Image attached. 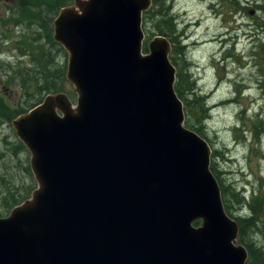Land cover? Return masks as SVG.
<instances>
[{
	"label": "water",
	"instance_id": "water-1",
	"mask_svg": "<svg viewBox=\"0 0 264 264\" xmlns=\"http://www.w3.org/2000/svg\"><path fill=\"white\" fill-rule=\"evenodd\" d=\"M151 2L59 9L76 104L48 93L12 121L37 187L0 217V264L246 263L210 146L183 125L171 44L155 35L142 51Z\"/></svg>",
	"mask_w": 264,
	"mask_h": 264
},
{
	"label": "rangeland",
	"instance_id": "rangeland-1",
	"mask_svg": "<svg viewBox=\"0 0 264 264\" xmlns=\"http://www.w3.org/2000/svg\"><path fill=\"white\" fill-rule=\"evenodd\" d=\"M46 1L0 0V217L12 209V196L20 200L37 186L30 152L12 124L19 114L12 117L11 112L26 107L25 88L34 97V82L42 83L60 62L67 63L36 17ZM160 4L171 17L172 30L165 36L179 45L180 52L171 48L169 53L180 73L185 124L200 129L219 178L239 193L231 197L228 192L231 214L242 218L252 207L260 211L249 237L264 250V0ZM156 18L142 26L145 37L154 31ZM51 37L54 41L53 29ZM65 73L62 90L75 103ZM24 82L31 85L24 87Z\"/></svg>",
	"mask_w": 264,
	"mask_h": 264
},
{
	"label": "trees",
	"instance_id": "trees-1",
	"mask_svg": "<svg viewBox=\"0 0 264 264\" xmlns=\"http://www.w3.org/2000/svg\"><path fill=\"white\" fill-rule=\"evenodd\" d=\"M68 0H48L47 2V6L44 9H40L38 11H36V17L39 19V21H41V28L44 29V32L46 34V38L48 39V42L52 43L53 45L58 47V51L63 55L64 58L67 57V53L66 51L63 49V47L52 40L51 37V32L53 29V19L55 18V16L57 15L59 9L63 6L66 5ZM157 1L159 2V4L157 3ZM164 2V0H163ZM156 6L155 7H149V9H147L146 11L143 12L142 14V20H143V25L144 23L146 24L148 21V18H156L154 23L152 24V28H153V32H148L147 33V39H150L155 32L157 34H162V35H166L165 32H169L172 30V25H171V17L169 16V12L167 8L162 7V5L160 4V0H153V2ZM156 9V10H155ZM166 37V36H165ZM171 44L174 43L173 40H170ZM172 49L175 52H180L179 50V45L176 43H174L172 45ZM144 50L146 51V45L144 46ZM171 57V56H170ZM56 71L53 73H51L49 75V77H45L44 81L42 83L38 82H34V87L37 89V92L34 93V97L30 96L28 93V90L25 88V92L24 95L27 96L26 99V107H22L21 111H12L11 112V116H15L19 113L25 112L27 110H29L30 108H32L33 106L37 105L39 102H41L42 98L50 92H64L62 90L63 86V76L64 73L66 72V63L64 62H60V66L59 68L55 69ZM177 76H180V73H177ZM179 79L177 77V81L174 85L175 91L178 95L179 98H181V100L184 96L183 91L181 89L182 86V82H178ZM24 87H28L31 85V83H23ZM72 96H75V93L72 92L71 93ZM191 103V102H190ZM205 110V109H204ZM203 111V110H202ZM192 127L194 130H196L197 132L200 131V129L196 128L193 124L189 123V127ZM199 133V132H198ZM213 155V152H212ZM212 163L210 164V169L213 172V174L216 176L219 185H220V189H221V195H222V200H223V205L224 208L226 210V212L233 216L231 214V210H230V201L228 199V192L230 193V196H238L239 193L236 192L233 188H230L229 186H226L222 180L219 178V172L217 171L216 167H215V161H211ZM34 189V188H33ZM13 194V193H9ZM29 196H25L22 197L20 200L19 198H17L16 196H12L11 201L9 202L11 204V208H13L14 206L20 204L22 201H24L25 199H27ZM235 200V199H234ZM251 214L249 216H245V217H239V216H233L237 221H238V225H239V231H238V236H237V240L239 243L243 244L245 246V248L247 249L248 252V259L246 261V264H264V250L263 248H260L259 246H256L254 244V242L250 239L249 237V230H251V228H253L254 226L257 225V220L255 219V215H257L258 213H260V211H258V209H256L255 207L251 208ZM195 223L197 224L198 221H195Z\"/></svg>",
	"mask_w": 264,
	"mask_h": 264
}]
</instances>
